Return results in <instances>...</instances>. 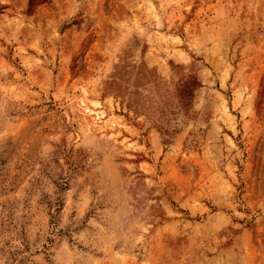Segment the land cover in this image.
I'll return each mask as SVG.
<instances>
[{
    "label": "rangeland",
    "instance_id": "obj_1",
    "mask_svg": "<svg viewBox=\"0 0 264 264\" xmlns=\"http://www.w3.org/2000/svg\"><path fill=\"white\" fill-rule=\"evenodd\" d=\"M0 264H264V0H0Z\"/></svg>",
    "mask_w": 264,
    "mask_h": 264
}]
</instances>
